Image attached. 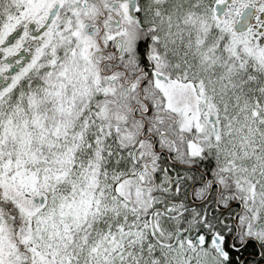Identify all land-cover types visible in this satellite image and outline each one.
Returning a JSON list of instances; mask_svg holds the SVG:
<instances>
[{
	"label": "snow or ice",
	"instance_id": "snow-or-ice-1",
	"mask_svg": "<svg viewBox=\"0 0 264 264\" xmlns=\"http://www.w3.org/2000/svg\"><path fill=\"white\" fill-rule=\"evenodd\" d=\"M0 264H264V0H0Z\"/></svg>",
	"mask_w": 264,
	"mask_h": 264
}]
</instances>
